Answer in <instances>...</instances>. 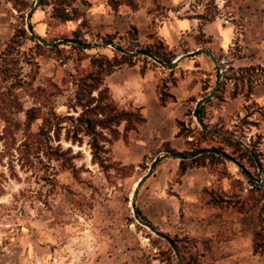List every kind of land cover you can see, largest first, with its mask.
Listing matches in <instances>:
<instances>
[{"label":"rangeland","instance_id":"1","mask_svg":"<svg viewBox=\"0 0 264 264\" xmlns=\"http://www.w3.org/2000/svg\"><path fill=\"white\" fill-rule=\"evenodd\" d=\"M33 1L36 0H31ZM96 6L107 9L104 12L113 16L116 24L122 11L129 9L132 21L135 22L122 35L115 30L102 32L105 31L104 25L102 18L97 17L98 13L94 9ZM241 8L240 0H45V4L32 14L33 31L47 42H65L48 47L39 41L42 46L38 47L37 42L23 39L21 57L23 60L29 54L35 55L40 65L38 84L53 80L62 89H66L63 84L72 79L70 74L75 75L77 69H88L92 57L106 55L113 58L116 52H119V57L124 55L113 47L80 51L69 42L73 39L86 45L112 40L117 46L129 50V53L137 52L136 49L142 51L153 45L161 53L166 51L171 57L175 55L173 51L166 46L160 47L163 43L155 35L158 28L169 18L190 17L201 24H207L202 18L228 22L226 24L234 23L239 33L242 32L240 34L244 36L250 30L249 25L253 29L252 42L259 44L252 50L249 45L244 44V36L242 42L238 41L228 51H222L214 40L204 38L202 33L192 35L190 48L199 45L202 49L213 51L222 70L221 98L225 101L215 98L211 103H205L203 122L208 128L219 129L222 135L205 137L203 147L224 146L228 153L234 152L237 147H227L223 137H231L232 140L241 142V148H252L256 143L258 163L262 164L263 174L260 173L257 163L248 157L242 163L255 182L262 183L264 19L255 17L253 27L252 21H247L245 16L239 14ZM57 10L74 20L63 23L57 16ZM26 14L27 12H18L8 0H0V53L6 49L17 30L24 25L27 30ZM133 29L138 30V39L142 31L144 35L152 37L154 42L142 44L139 40L141 47H134ZM27 32L28 37L32 36L28 30ZM122 36L126 40L121 41ZM205 55L204 60L199 63V69L191 73L200 80L204 89L202 97L212 92L218 75L216 65ZM132 64L140 65L142 69H161L163 77L160 79L169 81L175 79L176 74L178 79L183 75L177 70L171 72L167 67L163 70L161 65L142 55H137ZM22 66L25 74H28L31 68L25 63ZM250 66L261 68L258 71L260 78L256 79V83L255 80H249L247 73L241 72V69ZM235 90L244 104L239 112L223 119L216 112ZM70 94L71 91L58 98L59 113L66 112L65 105ZM25 101L29 107L31 100ZM195 107L196 102L190 100L185 120L179 125L187 147L182 153L187 156L200 140V131L203 130L195 117ZM234 132L235 136H232ZM259 134L263 136V140L257 145ZM136 139L130 137L131 141ZM20 143L19 141L17 146ZM62 145L65 150L72 149L76 157L73 161L74 168L71 164L65 168L62 162L49 161L46 158L41 160L32 157L30 161H25L15 151L17 146L11 151V155L3 158L0 156V187L3 190L0 195V264H178L170 245L140 224L135 219L131 206L139 180L149 171L153 160L159 154L151 153L139 164L124 165L115 159L112 152L115 164L104 170L92 162L87 141L78 146L63 140ZM2 151L4 153L6 149L3 148ZM239 153L241 150L238 155ZM204 159L209 164L210 171L228 178L226 191L231 201H236V196L242 199L250 197L248 191L252 186L238 166L234 164L233 167L241 176L240 179L229 172L226 165L230 161L217 155ZM239 180L243 186L238 183ZM144 185L136 201L138 210L141 199L147 192ZM204 196L207 209H212L208 196ZM231 206L223 203L221 209L208 211L204 242L190 235V220L184 221L178 215L174 220L168 221L163 229L155 228L178 244L180 257L187 264H190L192 256L198 258L201 264H264V255L255 254L250 243L257 228L258 212L254 210L241 216ZM206 240L213 243L211 247Z\"/></svg>","mask_w":264,"mask_h":264},{"label":"trees","instance_id":"2","mask_svg":"<svg viewBox=\"0 0 264 264\" xmlns=\"http://www.w3.org/2000/svg\"><path fill=\"white\" fill-rule=\"evenodd\" d=\"M218 1V0H215ZM13 7L20 13L28 12L36 1L31 0H8ZM45 4V0L41 1L40 6ZM58 18H61L63 23L73 21L57 10ZM204 19L205 23H210L212 19ZM31 29L34 25L31 24ZM133 43L134 47H141L138 39V30L133 29ZM30 39L37 42V46L42 45L35 36L28 37V32L25 25L16 31V34L6 47L0 53V156L11 155V151L17 146L16 152L19 153L20 158L25 161H30L32 157L37 159L46 158L49 161L62 162L63 166L71 164L74 168V159L71 148L65 150L62 141L71 143L72 145L82 146L87 141L91 149L92 162L98 164L104 170H107L115 163L112 159V146L119 140H124L126 144L131 142L130 137L138 138L142 126L146 124V117L140 108H121L113 99L109 88L105 86L106 77L124 66H133L132 60L137 56L116 55L110 58L106 55H97L91 58L88 69H77L76 74H70V79L67 83L64 82L66 89L53 80L46 81L45 84H38V77L40 74V65L37 62L34 54L27 55V59H23L21 48L23 46L22 40ZM120 40H126L122 36ZM74 42L84 44L82 41L73 39ZM108 43H113L108 40ZM87 46V45H86ZM45 47V46H43ZM80 51L87 49L74 45ZM160 47L164 48L161 44ZM118 51L129 50L124 47L117 46ZM134 51V50H132ZM135 51H141L136 49ZM141 52L148 53L154 56L158 61L165 63H172L176 59V55L169 56L166 51L160 52L159 48L150 45ZM26 58V57H25ZM28 65L31 70L25 74L22 64ZM260 66H250L241 69V72L249 75V80L257 82L259 79ZM146 69H142L145 71ZM171 72L174 69H170ZM174 84L171 81L162 79L157 86V95L161 106H168L174 101V96L170 91L168 83ZM71 89V90H70ZM71 91L67 97L66 112L59 113L57 107V100L66 92ZM223 91V83L220 85L219 92L216 99L221 98ZM240 94L235 90L230 99L237 98ZM25 99L31 100V105H26ZM192 101L195 102L193 99ZM205 105L202 104L198 109V119L205 122L204 115ZM264 117V115H263ZM182 122H178L181 125ZM36 127V129H34ZM219 132V129H215ZM180 131V136L181 135ZM201 138L191 149V154H196L207 149L215 150L220 153L236 159L242 165V160L248 157L249 160L257 163L262 168V164L258 163L259 158L256 153V143L251 147L241 148V142H236L229 137H223L226 141V146L236 148L234 152L228 153L224 146L219 147H203L205 137L216 136L215 133L205 130L200 131ZM235 136V132L232 133ZM257 145L262 143L263 136L258 135ZM239 140V139H238ZM167 147V145L165 146ZM3 148L6 149L2 153ZM238 155V152H240ZM158 154V153H156ZM183 155H185L183 153ZM215 157L214 154L202 156L198 159L201 163L206 157ZM204 159V160H203ZM42 160V159H41ZM225 161V160H224ZM162 160L158 163V165ZM226 163L228 161H225ZM209 166V164H207ZM243 172V171H242ZM244 173V172H243ZM245 174V173H244ZM248 183L252 189L248 191L250 197L242 199L240 196L234 197L236 201H231L228 198V193L222 187L212 188L204 191V194L209 198V206L211 208L221 209L223 203L231 204V208L239 215H247L256 210L257 213V228L253 232L252 248L255 254L264 255V188L256 184L254 181L248 179ZM242 182V181H241ZM238 181L242 186L243 184ZM241 191H243L241 189ZM3 190L0 187V195ZM231 203H228V202ZM237 210V211H236ZM235 213V214H236ZM140 218L147 220L140 210L137 211ZM151 226H155L149 222ZM167 235V234H165ZM168 236V235H167ZM177 247L179 253L181 250L178 244L172 240ZM203 254H201L202 256ZM200 256V257H201ZM206 258L205 256H202ZM183 264H187L182 258ZM190 264H201L200 260L194 256L190 258ZM214 264V263H211Z\"/></svg>","mask_w":264,"mask_h":264},{"label":"crops","instance_id":"3","mask_svg":"<svg viewBox=\"0 0 264 264\" xmlns=\"http://www.w3.org/2000/svg\"><path fill=\"white\" fill-rule=\"evenodd\" d=\"M240 6L242 8L239 14L245 16L247 21L253 23L255 17L264 19V0H240ZM94 9L99 15L96 14L97 17L102 18L105 30L102 32L105 33L115 30L122 35L130 27V24L135 22L132 21L129 9L125 12L122 11L117 24L113 22V16L106 13L107 9L100 6H96ZM248 28L250 30L244 36L240 34L242 32L239 33L234 23L226 24L220 20L201 24L194 18L173 17L166 20L155 35L164 46L173 51L177 56L176 59H179L187 53L202 49V46L199 45L190 48L191 37L197 33H202L204 38L214 40L222 51H228L238 41L242 42L244 36V44L249 45V49L252 50L259 44L252 42L253 29L249 25ZM139 40L142 44L154 42L152 37L144 35L142 31H140ZM262 46L264 47V45ZM205 56V53H199L193 57H184L178 60L175 68H169V70H177L179 74L183 73V75L178 79V74H176L173 79L174 84L168 83L174 101L166 107L160 105L157 95V86L162 80L160 78L163 77L161 69L147 68L142 71L141 66L135 64L124 66L106 77L105 86L109 88L114 101L121 108H140L147 121L142 126L136 140L129 144H126L124 140H119L113 144L112 151L117 161L124 165H134L142 162L151 153L160 154L164 151H172L183 154L182 152L187 147L186 141L180 136L178 122L185 120L186 113L190 108V100L194 99L197 104L198 100L204 97H202L204 89H202L200 80L196 76H192L191 73L199 69V63L204 60ZM162 68L164 70L165 67ZM216 83L217 77L215 85ZM202 104L205 105V103ZM243 104L242 98L238 96L227 100L216 113L225 119L239 112ZM166 145L167 147H165ZM200 157L202 156L188 161L172 157L163 158L153 175L144 183L147 192L141 199L139 209L149 222L161 229L168 221L174 220L177 215L180 218L183 217L184 221L190 220V235L204 242L203 236L207 228L208 211L214 210L215 212L217 210V208L207 209L204 202V191L221 187L226 191L228 178L220 177L210 171L207 164L198 161ZM226 166L232 176L237 179L241 178L232 162H228ZM206 242L210 247L213 244L209 240ZM250 243L252 247V239Z\"/></svg>","mask_w":264,"mask_h":264},{"label":"water","instance_id":"4","mask_svg":"<svg viewBox=\"0 0 264 264\" xmlns=\"http://www.w3.org/2000/svg\"><path fill=\"white\" fill-rule=\"evenodd\" d=\"M41 1L42 0H36L34 6L27 12L26 14V21H27V30L30 32V34L32 36H35L36 39H38V41H40V43L44 44V45H47L48 47H54L55 45H58L60 43H64L65 41H58V42H47L45 40H43L40 36H38L34 31L33 29H31V17H32V14L40 7V4H41ZM71 44H74V45H79L85 49H100V48H105V47H113L116 49L117 45L114 44V43H101V44H95V45H83V44H79L77 42H74V41H69ZM122 52L126 55H132V56H137V55H142V56H145V57H148L150 59H152L154 62L158 63L159 65H161L162 67H167V68H175L177 63H178V60L181 59V58H184V57H193L199 53H205L207 54L213 61V63L216 65V70H217V83L214 87V89L212 90L211 93H209L208 95L204 96L203 98H201L200 100H198L197 104H196V108H195V117L197 118L198 120V123L201 125L202 129L205 130V131H208V132H212V133H215V134H218V135H222L221 133L217 132L216 130L214 129H211V128H208L206 127L203 122L201 120L198 119V109H199V106L202 104V103H210L212 102L215 98H216V95L217 93L219 92V89H220V84H221V79H222V70H221V67L219 65V62L218 60L216 59L215 57V54L213 51L209 50V49H199L198 51H195V52H191V53H187L183 56H181L179 59H176L175 61H173L172 63H165V62H161V61H158L155 57H153L152 55L148 54V53H145V52H141V51H137V52H132V53H127L126 51H123ZM231 138V137H229ZM232 139V138H231ZM207 154H215L225 160H228L230 162H232L233 164H235L236 166H238L248 177L249 180L251 181H254V178L250 175V173L247 172L245 166H243L240 162H238L236 159L228 156L227 154H224V153H220L218 151H215V150H211V149H207V150H204L202 152H199L197 154H194V155H183V154H179V153H175V152H172V151H164L162 153H160L152 162L151 166H150V169L149 171L141 178V181L138 183L134 193H133V198H132V202H131V206H132V209H133V214H134V217L135 219L142 225H144L145 227H147L148 229H150V231L152 233H154L157 237L165 240L169 245L170 247L172 248V250L174 251V254L176 255L177 257V260H178V264H183V261L180 257V254H179V251L177 249V247L175 246L174 242L172 241V239L165 235L164 233L160 232L158 229L154 228L153 226H151V224L149 223L148 220H144L142 218H140L137 214V211H138V207H137V204H136V201H137V198H138V195H139V192H140V189L142 188V186L144 185V183L146 182V180L151 177L153 175V173L156 171L157 169V165L158 163L165 157H172V158H175V159H180V160H192V159H196L197 157L199 156H203V155H207ZM259 171L260 173L263 174V171H262V168L261 166H259ZM256 184L260 185L261 187H264V178L262 179V183H257L255 182Z\"/></svg>","mask_w":264,"mask_h":264},{"label":"bare ground","instance_id":"5","mask_svg":"<svg viewBox=\"0 0 264 264\" xmlns=\"http://www.w3.org/2000/svg\"><path fill=\"white\" fill-rule=\"evenodd\" d=\"M140 181H141V179L139 180V182H140ZM139 182H138V183H139ZM137 185H138V184H137Z\"/></svg>","mask_w":264,"mask_h":264},{"label":"built area","instance_id":"6","mask_svg":"<svg viewBox=\"0 0 264 264\" xmlns=\"http://www.w3.org/2000/svg\"><path fill=\"white\" fill-rule=\"evenodd\" d=\"M226 23H228V22H226Z\"/></svg>","mask_w":264,"mask_h":264}]
</instances>
